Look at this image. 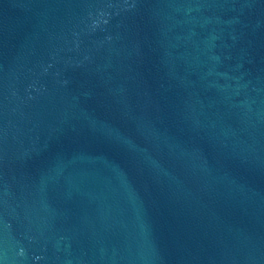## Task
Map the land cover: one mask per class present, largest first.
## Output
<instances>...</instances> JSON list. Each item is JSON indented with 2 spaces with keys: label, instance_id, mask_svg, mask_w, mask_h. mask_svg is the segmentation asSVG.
Here are the masks:
<instances>
[{
  "label": "water",
  "instance_id": "water-1",
  "mask_svg": "<svg viewBox=\"0 0 264 264\" xmlns=\"http://www.w3.org/2000/svg\"><path fill=\"white\" fill-rule=\"evenodd\" d=\"M0 264H264V0H0Z\"/></svg>",
  "mask_w": 264,
  "mask_h": 264
}]
</instances>
